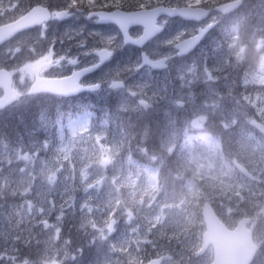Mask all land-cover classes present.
Wrapping results in <instances>:
<instances>
[{"label":"rangeland","instance_id":"374dc122","mask_svg":"<svg viewBox=\"0 0 264 264\" xmlns=\"http://www.w3.org/2000/svg\"><path fill=\"white\" fill-rule=\"evenodd\" d=\"M127 2H132L131 5L136 7L134 0ZM2 14L3 10L0 11V15ZM75 20H79L77 14ZM75 25L72 35H77L74 42H88L81 34V27L77 23ZM193 27L188 25L176 32H188ZM91 33L92 41L98 42L101 39L94 35L101 34L100 32L92 30ZM103 35L115 36V31L112 29L111 34ZM175 35L156 39L148 46L147 51L166 54L168 51L164 41ZM63 38L67 39L65 35L51 37L52 41ZM22 41L23 39L0 50V64L6 53L13 51L14 54V50H18ZM228 46L233 49L222 53L221 50H216L212 55L206 53L199 60L193 61V65L173 63L166 72L139 73L135 89L141 96L144 94L142 98L148 102L147 107L158 112L165 122L158 128V131H163V151L166 152L173 144V132H179L187 126L205 130V125L210 126L212 121L217 123L219 119L224 121L222 127L228 128L234 126L243 113L246 96L244 99L240 98L243 95L235 94L217 96V91L213 89L216 62L225 64L230 61V68L238 73L246 54L247 46L244 48L240 40H235L234 45ZM255 46L258 48L259 44L256 43ZM86 50L84 48L82 52ZM122 51L121 49L119 52ZM35 52L31 48L23 55L16 53L15 57H33ZM231 72L227 75L230 76ZM244 74L242 86H264V52L255 71L247 79L246 72ZM177 100L184 102L183 109L175 107ZM121 103L125 105L123 101ZM126 106H135V102ZM126 106L118 105L115 110L123 112L128 110ZM71 107L74 109L72 105ZM89 108L91 105L86 104L83 110L71 114L76 118L68 116V123L64 124L66 131L51 139L49 144L45 140L33 142V153L28 150L27 143L21 147L19 143L13 145L0 139V192L5 191L8 197H18L15 208H22L26 217L38 215L39 224L46 232L44 239L41 237L43 243H40V253L45 256L46 264H62L65 260L74 258L72 253L68 254L67 250H63L65 247L60 239V227L49 223L48 216H45L47 211L52 216L60 210L78 212L82 221L80 226L76 225V230L81 231L88 226L96 232L95 237L100 243H97V251L85 264H144L156 258H161L162 264H211L213 255L210 247L201 256L195 257L201 246L203 224L198 213L204 201L213 205L221 220L230 228L250 212L252 217L249 220L253 218V222L249 228L254 241L262 243L264 187L259 183L255 185L258 178L264 175V140L259 136L255 138L250 132L247 138L238 140L240 145L235 155L226 159L215 157L214 147L217 145L211 143L213 138L211 141L203 139L198 149L192 148L187 142L178 165L179 176L169 173L170 185H167V175H161L157 183L153 172L132 171L126 162L122 165V155L132 150L129 122L120 124L117 121H103L99 128L101 132H85L86 124L89 123L86 116ZM260 117L263 118V115ZM140 121L141 118L137 123ZM236 126L240 128L241 125ZM233 128L228 132L232 137L235 135ZM51 133L53 132H48V135ZM143 142L140 140L134 145L139 152L138 156L144 155L141 147ZM41 149L45 152L42 156L39 151ZM130 161L135 168L140 166L137 162ZM235 163L245 168L246 175L234 170ZM179 169L188 176L183 175ZM15 208L13 212L16 214L18 212ZM56 218L57 222L61 220L59 216ZM8 230L9 225L4 227V231L8 233ZM3 234L5 233L0 231V238L8 239L0 243V264H28L26 259L16 260L12 251L15 244L9 235ZM55 250H63L62 260L61 257L56 258ZM39 260L41 261V257ZM253 264H264V251L260 258L256 257Z\"/></svg>","mask_w":264,"mask_h":264},{"label":"trees","instance_id":"16d2710c","mask_svg":"<svg viewBox=\"0 0 264 264\" xmlns=\"http://www.w3.org/2000/svg\"><path fill=\"white\" fill-rule=\"evenodd\" d=\"M246 32L253 33L256 30H262L263 33L259 34L264 38V0H246ZM252 1V3H250ZM0 11L3 10V14L0 15V24L10 20L12 17V11L8 12L7 6L13 4V0L3 1L0 0ZM25 4L30 6V1L25 0ZM258 34V32H256ZM264 49L261 47L256 49L254 45H251L249 49H246V62L242 64V68L238 73V77L241 82H243L244 73L246 72V79L251 75L256 67L259 65L260 58ZM240 90L237 95H243L240 98L244 99L246 96V106L243 109L241 116H246V121L249 118L260 121L264 123V86H259L256 84L246 85V92L241 89L242 84L239 83ZM245 93V94H244ZM252 100H255L251 103ZM91 105V108L87 110L86 116L89 118V124L87 129L89 132H101L99 129L103 121H117L120 124L124 122L130 123L129 130L131 131L130 143L132 150H129L127 154L122 155V165H127L131 167L132 171H143L144 167H151L155 165L157 160L161 161V166L159 170L163 176L170 177L169 173H176L178 171L179 160L181 159L183 152L175 150L172 153L167 154L161 149V144L159 140L161 139V124L165 123L163 117L159 114L155 115H145L143 119L136 126L134 121L131 120L130 116L126 115L124 112L116 111V105L111 103L109 100H103L101 102ZM72 105L74 109L70 110L68 106ZM86 106L83 100H60L58 98H34L29 100H18L14 104L6 107L0 111V139L2 142H9L10 144H20L24 147L27 143L28 150L32 153L34 149L32 148V143H40L41 141H48V144L61 135L62 131H66L64 124L66 123L68 116L72 113L83 110ZM263 115V118L260 116ZM76 118V116H71ZM158 118V119H156ZM238 121V120H237ZM149 122V127L147 123ZM157 124L159 127H157ZM224 124L223 119H219L217 123L212 121L210 123V128L204 130V133L210 136L218 137L221 139L222 135L230 137V130H225L222 127ZM209 127V126H206ZM149 129V131L147 129ZM234 132L236 141L244 139L242 135L251 132L254 137L258 135L250 126L246 123V129H239L234 126ZM48 132H53L48 135ZM255 132V133H254ZM109 134V133H108ZM106 134V135H108ZM256 134V135H255ZM147 135L149 139H147ZM218 141V146H216V156H221L226 159L229 155L234 154L238 148V145H231L228 138H222ZM144 141L142 143V148L144 152L138 156V151L134 146L139 141ZM182 137L179 138V141ZM6 144V143H5ZM47 144V145H48ZM179 146V145H177ZM186 148V147H185ZM185 148L183 151L185 152ZM41 156L44 155V150H39ZM131 160L140 164L138 168H135ZM228 161V160H226ZM180 170V169H179ZM235 170V169H234ZM182 171V170H180ZM236 171V170H235ZM256 185V184H255ZM10 194V193H9ZM18 197H8L5 191L0 192V231L5 233L3 235H9L13 244V256H16L17 261L25 260L28 264H46L45 256H41L40 248L43 243L44 234L46 233L42 228L38 215L33 214L28 217L23 213L22 208L16 207L18 203ZM22 200V199H20ZM13 208L18 213L13 212ZM18 209V210H17ZM45 216H48L49 223L52 225H59L60 227V239L62 240L63 246L67 250L68 254L72 253L74 258L72 260H65L62 264H85L90 257L95 254L96 247H98L100 240L95 237L96 232L90 230L86 226L83 230H76V225L80 226L81 218L78 212H69L68 210H60L52 216V213L47 211ZM60 217V221L57 222L56 217ZM30 218V219H29ZM42 218V217H41ZM59 223V224H58ZM9 225L8 233L4 231V227ZM67 227V229H66ZM7 233V234H6ZM43 237V239L41 238ZM16 238V239H13ZM8 238H0V243L5 242ZM22 240L24 244L21 245ZM63 250H55L56 258L62 260ZM264 251V243L258 256L260 257ZM41 257V261L39 260Z\"/></svg>","mask_w":264,"mask_h":264},{"label":"flooded vegetation","instance_id":"af4514ba","mask_svg":"<svg viewBox=\"0 0 264 264\" xmlns=\"http://www.w3.org/2000/svg\"><path fill=\"white\" fill-rule=\"evenodd\" d=\"M27 1H30V6L25 4V0H13V4L7 6V9L9 10L8 12L12 11V17L9 18L10 20L3 22V24L15 21L35 5H41L48 11L49 15L47 21L22 30L10 40L0 45L1 50L23 39L18 47V50H14V54H12L13 51L6 53L5 57L2 60V63L0 64V70L8 71L11 75V88L15 89L19 93L17 100H27L28 98L29 100L30 98H58L60 100H65L66 102H68L69 100L73 99H82L86 104H90L96 103L97 101L101 102L103 101V99H107L112 102H116L119 106H126L128 103L135 102V106H126L128 110L123 111L126 114L131 115V119L134 121V124L136 126L138 125V119H143L144 116L148 114L155 115L156 112L154 109L147 107L148 102L142 98L144 94H142L141 96L139 91L135 89V83L139 78L138 75L140 72L149 71L152 74L166 72L170 69L173 63H181L182 65L186 66H189L190 64L193 65V61L199 60V57L201 55H205L206 53L212 55V53L216 50H221V53L231 51L233 47H230L228 45H234L235 40H240L244 48L246 45V0H242V3L237 9L228 13L218 12L215 8L232 0H219V3H210V6L205 9L210 14L202 18L200 21L186 20L181 17H162L161 19L164 21V23L162 24L161 31L154 37L150 38V40L146 41L143 46L122 44L114 51L113 57L109 61L105 62L99 68L86 74L83 77V80L87 83H97L102 79H110L116 71H121L123 86L119 89H112L108 87L107 83H101V86L94 91L84 90L70 96H57L49 92L29 94L28 91L30 90L31 84L36 77L42 79L64 78L55 67H51V70H49L52 64L50 57L51 47L53 44L57 57H59V55L63 53H67V55L70 57L79 56L78 58L81 61V66L90 64L95 60V57L92 55H83L82 53L84 52L82 51L84 50V48L80 49L79 46L81 43L74 42L73 39L75 35H77H72V33H74L73 28H75L76 26L75 23H77L78 27H81L80 31L82 36L88 40L87 47L85 48L87 50H91L94 47L98 46L97 42L92 41V30L100 32L101 34H111V30L114 29L116 35L118 26L114 25L113 22L97 23L94 20L87 19V8H84L82 12L76 9H72L73 15L62 20L55 18L54 10L65 9L68 0ZM177 1L178 0H166L163 3L164 6H168L169 4L175 6ZM128 3L133 5L132 2ZM132 5L131 8L125 7L124 11H121L120 9L118 10L124 13L139 10ZM76 14L79 17V20H75ZM158 19H160V16L158 17ZM209 23L212 26L207 29L198 44L188 54L178 56L177 53H172L169 46H167L168 52L166 54H168L170 58L167 60L164 69H155L148 65H141V55L149 54L147 48L156 39L167 38L171 36V34H177L178 32L176 31L188 25H193L194 29L200 26L207 25ZM138 29H140L139 35H141L143 31V28L141 26H130V35L132 39H136L135 33ZM63 30H66L67 32H64ZM53 35H65L67 39L63 38L61 40L57 39L56 41H52L51 37ZM254 40L255 43H258L260 46L264 45L263 38L257 37L254 38ZM259 40L260 42H258ZM31 48H34L36 50L33 57H15L16 53H20L21 55H23ZM121 49L123 51L119 52ZM157 59H163V56H157ZM245 60L246 54L243 58V61ZM138 62L139 65L137 66ZM230 63L231 62L228 61L223 64L217 61L214 65L215 70L213 71V76L215 77V80L213 81V89L217 91V96H231L235 93L237 94L240 90L238 85L239 80L236 79V73L234 72V69L230 68ZM194 65L199 64L194 63ZM124 69L130 70L122 71ZM228 72H231L230 76L227 75ZM1 94L2 89L0 88V96ZM122 101L125 105L121 103ZM141 101H144V103H141ZM175 107L183 109L185 107L184 102L179 100L175 101ZM227 116L229 117V115ZM147 125L149 127V122L147 123ZM191 125L193 124L191 123ZM147 130L149 131V129ZM180 131L182 132H174V136L176 138H178L179 136H187L186 127H184ZM175 174L179 175V172H176ZM252 222L253 218L251 219L250 224Z\"/></svg>","mask_w":264,"mask_h":264},{"label":"snow or ice","instance_id":"6c2138e0","mask_svg":"<svg viewBox=\"0 0 264 264\" xmlns=\"http://www.w3.org/2000/svg\"><path fill=\"white\" fill-rule=\"evenodd\" d=\"M219 3V0H178L175 6L169 4L164 6L163 0H134L136 8L141 10L143 14L147 15V19H132L127 23L121 22L112 15L111 13L115 9L124 11L125 7L131 8V4L127 0H68L65 9H55L54 16L57 19H65L71 15L72 9L83 11L84 8L88 9L87 19L94 20L97 23L113 22L117 27V34L104 36L103 34L94 33L101 39L98 40L97 47L91 50H86L83 55H92L95 60L90 64L82 65L78 58L79 56H68L67 53L56 56L54 44L51 47V61L52 64L49 68L55 67L61 74L62 77H66L69 81L67 87L62 89L54 90L57 94L69 95L80 92L84 89L94 91L101 86V83H107L108 87L112 89H119L123 86L121 79V71H116L110 79H102L97 83H87L83 80V77L99 68L105 62L109 61L113 57L114 51L122 44L132 45H144L145 41L150 40L155 34L161 31L162 24L164 21L162 17L171 16H183L191 18L195 21H200L210 13L205 11L210 6V3ZM230 5H220L221 9L229 7ZM165 14L160 16V14ZM160 16V19H158ZM142 26L143 35H139L140 29L135 33L136 39H132L130 35V26ZM212 25L209 23L204 26L194 28L188 32H180L172 38L164 41L169 46L172 53H178L181 56L185 53L190 52L200 41L204 33ZM46 32V29H45ZM80 47L86 48L87 41H83ZM163 56V59H157V56ZM152 57V58H150ZM168 54H153L147 55L142 54V63L144 65H150L152 68L158 69L163 68L169 59ZM78 69V70H73ZM130 69H124L122 71H128ZM70 73V74H69ZM143 103V101H141Z\"/></svg>","mask_w":264,"mask_h":264},{"label":"water","instance_id":"95a60500","mask_svg":"<svg viewBox=\"0 0 264 264\" xmlns=\"http://www.w3.org/2000/svg\"><path fill=\"white\" fill-rule=\"evenodd\" d=\"M240 0H235L224 5H230L224 9L218 7L222 12H229L234 10L240 4ZM206 11V10H205ZM108 15L114 16L121 22L127 23L132 19H147V15L143 14L141 10L129 13H122L118 10L107 13ZM48 11L41 6H33L25 14L7 24L0 25V44L4 43L6 40L11 39L18 32L39 25L43 21L48 20ZM160 15H165L161 13ZM179 16V15H176ZM183 17V16H179ZM188 20H193L191 18L183 17ZM143 28V27H142ZM143 35V31H142ZM146 42V41H145ZM141 46V45H138ZM186 54V53H185ZM178 56H181L177 53ZM141 65L142 56H141ZM150 66V65H149ZM164 68V67H163ZM162 69V68H158ZM69 81L68 79H47L36 77L31 84L29 94L38 92H51L57 94L54 90L62 89L67 87ZM0 88L2 89V95L0 96V110L7 107L8 105L15 102L18 93L11 88V77L8 71L0 70ZM87 90V89H84ZM75 94V93H73ZM69 94V95H73ZM62 96H69L63 95ZM253 127L258 130L264 137V124L260 122L253 123ZM201 217L204 224V232L201 237V247L195 254L200 256L207 250L211 245L213 258L211 264H250L255 251L256 245L252 242L250 238V231L246 229V223L249 222V218H241L237 221L233 229H228L223 222L218 218L212 206L208 202H204L201 209ZM145 264H160V259H152Z\"/></svg>","mask_w":264,"mask_h":264}]
</instances>
